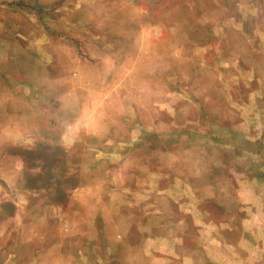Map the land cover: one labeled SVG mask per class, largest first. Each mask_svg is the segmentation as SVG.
Listing matches in <instances>:
<instances>
[{
    "label": "rangeland",
    "instance_id": "1",
    "mask_svg": "<svg viewBox=\"0 0 264 264\" xmlns=\"http://www.w3.org/2000/svg\"><path fill=\"white\" fill-rule=\"evenodd\" d=\"M0 264H264V0H0Z\"/></svg>",
    "mask_w": 264,
    "mask_h": 264
}]
</instances>
